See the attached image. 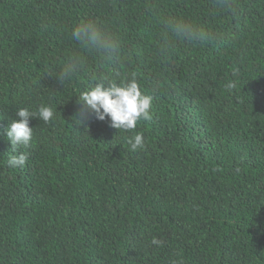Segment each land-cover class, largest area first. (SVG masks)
Here are the masks:
<instances>
[{"label":"trees","instance_id":"16d2710c","mask_svg":"<svg viewBox=\"0 0 264 264\" xmlns=\"http://www.w3.org/2000/svg\"><path fill=\"white\" fill-rule=\"evenodd\" d=\"M88 19L118 37L111 59L72 38ZM125 78L151 121L116 130L78 103ZM41 105L54 117L12 152L17 109ZM0 264H264V0H0Z\"/></svg>","mask_w":264,"mask_h":264},{"label":"clouds","instance_id":"9594fccd","mask_svg":"<svg viewBox=\"0 0 264 264\" xmlns=\"http://www.w3.org/2000/svg\"><path fill=\"white\" fill-rule=\"evenodd\" d=\"M231 9L228 4L223 5ZM165 32L173 34L178 39L189 42H208L212 39L206 31L197 29L192 23L182 19L169 18L164 22ZM72 38L80 44L94 49L104 59H111L118 52L120 41L118 37L103 30L92 19L85 20L72 30ZM167 35L164 37V46L167 47ZM82 68V61L78 57H72L62 68L59 79L61 81L71 79ZM229 88L233 85H228ZM153 97L141 91L135 78H125L119 83L115 80L97 83L89 91L83 92L78 103H83L88 112L97 120L110 119V126L116 130L124 131L135 129L140 120L151 121V108ZM36 117L48 123L54 117V110L46 105L39 106L36 113L28 108H20L16 111V119L12 120L5 129V136L12 152H17L20 147L29 146L33 137V128L29 126V118ZM131 150H142L145 147V139L142 133L137 132L127 139ZM27 160L24 153L12 155L7 164L10 168H22ZM152 245L160 246L161 241L155 237Z\"/></svg>","mask_w":264,"mask_h":264}]
</instances>
